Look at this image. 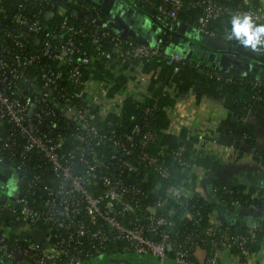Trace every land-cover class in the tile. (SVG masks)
I'll return each mask as SVG.
<instances>
[{
	"label": "built area",
	"instance_id": "2783aa9c",
	"mask_svg": "<svg viewBox=\"0 0 264 264\" xmlns=\"http://www.w3.org/2000/svg\"><path fill=\"white\" fill-rule=\"evenodd\" d=\"M75 2L0 0V158L18 169L23 179L17 195L0 199V217L4 220L14 214L39 235L31 239L20 234L26 242L20 245L16 240L21 238L16 236L15 245L10 246L5 224L0 223V256L20 253L32 264H82L104 255L115 244L123 251L157 258L147 264H167L171 255L176 262L189 264L191 244L173 241L174 222L161 211L166 197L149 199L143 187L150 171L163 177L170 173L160 156L148 150L156 131L147 115L131 131L106 130L97 124L96 118L104 120L107 113H118L122 104L112 108L102 103L94 89L90 99L85 69L96 58L123 62L158 58L175 69L194 63L161 41L146 44L124 36L113 18L99 15L92 22L88 13L81 18L75 11L65 15ZM149 3L158 15L173 19L185 6V0ZM193 4L201 11L196 31L213 37L217 31L209 28L212 20L240 16L243 11V4L231 9L223 0H195ZM244 5L252 20L260 19L262 12L256 5L247 1ZM226 29V37L247 39L237 36L234 28ZM220 79L218 75L217 82ZM257 79L253 99L262 97L264 79ZM151 109L146 106L144 112ZM184 149V143L178 144L174 152L178 159ZM140 162L153 168H140ZM168 190L186 199L194 192L188 184ZM232 204L240 206L239 200ZM186 213L194 215L190 210ZM257 228L255 224L247 234H232L214 223L210 228L216 234L213 253L205 264H221L217 252L232 245L247 256L250 250L245 243Z\"/></svg>",
	"mask_w": 264,
	"mask_h": 264
},
{
	"label": "crops",
	"instance_id": "0c3cea01",
	"mask_svg": "<svg viewBox=\"0 0 264 264\" xmlns=\"http://www.w3.org/2000/svg\"><path fill=\"white\" fill-rule=\"evenodd\" d=\"M122 1L123 7L112 6L109 13L115 21L117 20L116 27L120 28L124 36L146 44H157L162 33L166 32L165 37L169 42L167 49L188 54L193 42L187 35L192 33L195 36V26L180 21L186 25L185 32L178 29L175 31L168 27L163 16L158 15L152 6L150 9V5L142 0ZM245 1L256 5L262 12L259 20H252L254 27L264 25V0ZM237 19L243 22L245 18L238 16L235 20ZM189 27L192 32L187 31ZM172 36H178L179 41L172 39ZM199 39L198 36L197 44L209 50L206 62L209 67L214 68L213 64H222L252 72L254 66H258L257 77L264 74V50H237L229 44L227 48H214L200 44ZM171 42L174 46H170ZM238 53L251 59H243ZM190 59L202 60L196 52L192 53ZM89 78L90 86L98 91L99 100L112 108H118L128 96L145 101L158 88H167L174 102L166 108L169 124L163 129L160 142L161 145L167 146L184 138H194L191 151L194 169L191 177L195 189L213 204L210 221L215 224L233 223L248 229L251 225H264V208L252 209L231 205L221 201L216 193V186L221 182L243 185L245 192L252 190L264 193V107L262 112L256 113L244 105L252 98L249 91L235 87L225 93L221 83L203 80L201 70L194 64L185 63L180 69H175L170 63L158 58L136 61L128 65H122L115 59L96 58L89 68ZM222 120L244 123L253 131L254 141L247 143L243 139L221 132L219 124ZM9 215L4 217V224L10 227L9 230L31 239L39 237L37 230L32 227L30 229L28 225L25 227V223L20 219ZM250 216L253 217L251 225L248 224ZM217 256L221 264H264V238L260 248L250 252L245 258L227 248L219 249ZM153 257L151 254H144L146 260L137 261L136 255L130 253L121 258H127L122 260L124 264H147L154 262ZM195 258L198 261L195 264L206 262V251L203 247L196 248ZM166 261L167 264H182L176 262L172 255L168 256ZM0 264L32 263L22 254L15 253L9 257L0 256Z\"/></svg>",
	"mask_w": 264,
	"mask_h": 264
},
{
	"label": "trees",
	"instance_id": "16d2710c",
	"mask_svg": "<svg viewBox=\"0 0 264 264\" xmlns=\"http://www.w3.org/2000/svg\"><path fill=\"white\" fill-rule=\"evenodd\" d=\"M142 1L145 4L152 6L149 3V0ZM194 1L195 0H185V6L179 13V16L177 18V20L181 22H186L188 23V25H192L193 27L196 26L197 18L201 12L200 8L194 6ZM223 1L231 9L238 8V6L243 4V11H241L237 15H240L244 18L249 17L245 9L246 7L244 5L245 0ZM71 12L76 13L79 18L85 17L82 14L88 13L89 19L92 20V22L98 21L97 18L99 17V15L104 19L113 18L111 17L109 12H106L102 7L94 6L89 0H76L75 4L73 5V9L67 10L65 15L71 16ZM236 17L238 16H235L233 14L229 15L227 19L224 17H220L215 20H212L209 23V28L215 29L217 31V38L222 40H224V38H227L225 40L227 44L233 46V48L237 50L246 48L250 51H263L264 42L257 44L256 49L253 50L251 45H246L244 42L236 40L232 36H225L227 27L234 28L233 21ZM261 40L264 41V35L261 36ZM86 43L87 41H85V44ZM116 61L122 65H128L133 63L130 61ZM191 63L196 64L197 62L192 61ZM196 66L198 69L201 70L202 78L205 81L217 82V76L221 75L219 83H221L222 90L225 93L230 92L235 87L244 88L249 91L251 95H253L256 91V88L253 84L256 80H258L257 78H251L250 76L244 74H236L228 70L215 69L209 67L208 65H204L201 62L199 63V65L196 64ZM210 73H213V76H210ZM85 75L89 76L88 68L85 69ZM229 76L231 78L227 79V77ZM260 93H262L261 99L251 98L250 100L244 103V105H246L248 108L252 109L256 113L262 112V108L264 107V80ZM173 102L174 99L170 96L168 90L163 86L161 88H158L153 93V95L147 98L145 101H139L131 96H128L123 101L122 107L118 113L109 112L106 114L104 120H99L96 118L95 121L97 122V124L101 125V127L105 128L106 130L114 128L119 131H131L135 123L143 122L145 120V116H148L147 118L149 120V126H151L156 131L155 139L148 143V150L151 153L160 156V160L170 169V173L168 176L163 177L156 174L154 171H150L148 180L143 181V187L146 189L147 192H149V199H154L155 197H166V203L163 208H161V211L170 220L174 222L172 226L173 241L177 245L191 244L192 249L189 254V258L191 261L189 264H195L198 262L195 258V250L197 247H203L205 249L207 262L208 258L213 253L211 249L212 238L216 235L213 234V231L210 229L214 225V223L210 221V214L213 209V204L195 189V183L191 177V168H193V159L191 151L193 147L194 138L192 136L189 138H184L174 144H170L167 146L161 145L160 142L163 129L166 128L169 124V117L167 115L166 108L169 105H172ZM146 106L152 107L149 113L144 112V108ZM94 109L96 110L97 107L93 108L92 110L94 111ZM219 130L223 133L229 134L234 138L243 139L247 143H252L254 141L253 131L240 121L222 120L219 124ZM180 143L185 144V149L180 159H178L174 152L178 144ZM106 148H108V146H106ZM121 154H123V152H121ZM182 160L185 161V163H182ZM138 165L140 168H153L151 165L143 164L141 162ZM157 183L160 185V187L158 189H154L152 186ZM182 184H188L189 187L194 189L192 197L186 199L179 195L169 193L168 188L178 187ZM216 193L221 201L231 205H233L232 202L234 200H239L240 205L246 208H264V193L254 192L252 190L245 192L243 185H235L226 182H221L216 186ZM184 201H187V204H184ZM187 210L193 211L194 215L188 216L186 213ZM0 223H5V221L2 220L1 217ZM217 226L221 230L226 228L232 234H247L249 231L248 228L237 226L233 223H222L217 224ZM5 232L9 235L7 241L10 242V246L15 245L14 238L16 236L21 238L18 239V241L16 240V242L20 243V245L26 242L25 238L20 237L22 235L17 234L11 230H7L6 227ZM263 238L264 225H259L257 230L254 232L252 238L250 237L249 240L245 243L246 248H248L250 252L258 250L261 246ZM229 250L237 255H240L242 258L246 257L237 245H232ZM125 253L130 254L135 252L123 251L115 244H111L104 255H107L108 261H111L112 258L115 257H125L122 256ZM104 255L84 260L82 264H102L98 261H101ZM94 259H96V262H92V260Z\"/></svg>",
	"mask_w": 264,
	"mask_h": 264
},
{
	"label": "water",
	"instance_id": "95a60500",
	"mask_svg": "<svg viewBox=\"0 0 264 264\" xmlns=\"http://www.w3.org/2000/svg\"><path fill=\"white\" fill-rule=\"evenodd\" d=\"M115 1L116 0H102V2H101V0H100V2H101L100 5L106 12H110L112 6L115 5ZM118 5L120 7H123V3L122 2L118 3ZM150 9H151V6H150ZM164 19H165V22L168 24V27L172 28L175 31L178 29V31H180V32H183V33L185 32V28L184 27L186 25L182 24L179 20L173 19V18H169V17H164ZM187 31L192 32V29L189 27ZM195 32H196L195 36H193L192 33L187 35L189 38H191L190 41L193 42L191 44V49L189 50L188 54L186 55L188 58H191L192 53L196 52L198 54L199 58L202 59L201 60L202 64L206 65V62H207L208 57H209V50H206L204 47H201L200 45L197 44L196 41L198 39V36L200 37V39H199L200 44H207V45H209L211 47L220 48V49L228 47V44L226 43V41H224L222 39H219L217 37H213V36H210V35H207V34H203V33L197 32V31H195ZM165 36H166V32H163L162 36L160 37L161 38L160 41L164 45L169 46L168 39ZM172 39H175L176 41H179V37L178 36H172ZM170 46H174V44L171 42ZM237 55L240 56L243 59H247V60L251 59V58H249V57H247L245 55L239 54V53ZM252 62L255 63V65H259L255 61H252ZM213 67L217 68V69H220L222 67L224 70H229V71L235 72L237 74H244V75L250 76L251 78L264 79V74L260 75L259 77H257V75H256L258 66H254L252 72L244 70L241 67H237V66H230L229 67L228 65L224 66L222 64H213ZM0 165H1L0 166V179L6 180L7 176L3 175L2 173H3V170L7 166L5 164H1V163H0ZM7 197H8V193L7 192H3V193L0 194V199H5ZM12 201H13V199H11V202ZM9 216L12 217V218L15 217L14 214H10ZM252 219H253V217L250 216V218L248 220V224L249 225H251ZM119 259L120 260H123V259L127 260V258H117V257H115V258H112L111 261H118Z\"/></svg>",
	"mask_w": 264,
	"mask_h": 264
},
{
	"label": "rangeland",
	"instance_id": "374dc122",
	"mask_svg": "<svg viewBox=\"0 0 264 264\" xmlns=\"http://www.w3.org/2000/svg\"><path fill=\"white\" fill-rule=\"evenodd\" d=\"M66 1H70V3H72V0H66ZM74 5V3H73ZM116 25H117V20H116ZM173 49V48H172ZM89 89V95L88 97L90 99H93L94 98V90H93V87L90 86L88 87ZM0 163L1 164H5L6 166H8L9 164L6 162V161H2L1 158H0ZM21 176L22 178V175L21 173L19 172L18 169L14 170L12 172V174L9 176V178L7 179V182L2 184L0 183V191L4 190L6 191L9 195H17L19 193L18 191V186H19V177ZM5 226L7 227V230H9L8 228H10L9 226H7V224H5ZM25 227H27V225L24 224ZM30 228V227H29ZM31 229V228H30ZM136 255V260L137 261H141V259H145L144 258V254L142 253H134ZM123 255H129V253H125ZM108 256L107 255H104L102 260L101 261H98L99 263H102V264H117V262H111V261H108ZM153 261H157V258L153 257L152 258ZM28 260V259H27ZM146 260V259H145ZM92 262H96V259L92 260ZM109 262V263H107Z\"/></svg>",
	"mask_w": 264,
	"mask_h": 264
},
{
	"label": "clouds",
	"instance_id": "9594fccd",
	"mask_svg": "<svg viewBox=\"0 0 264 264\" xmlns=\"http://www.w3.org/2000/svg\"><path fill=\"white\" fill-rule=\"evenodd\" d=\"M233 31L237 36L247 37L244 43L251 45L253 50L256 49L257 44L264 42L261 40V36L264 35V25L254 27L251 17H246L243 22L239 19L235 20Z\"/></svg>",
	"mask_w": 264,
	"mask_h": 264
},
{
	"label": "flooded vegetation",
	"instance_id": "af4514ba",
	"mask_svg": "<svg viewBox=\"0 0 264 264\" xmlns=\"http://www.w3.org/2000/svg\"><path fill=\"white\" fill-rule=\"evenodd\" d=\"M89 1H91L92 3H94V4H97V5H99L101 2H100V0H89ZM122 0H116L115 1V5H113L114 7L115 6H117L118 5V3H120ZM123 2V1H122ZM167 47H169V46H167ZM220 69H223L222 67L220 68ZM224 70V69H223ZM229 71V70H228ZM233 73H235V72H233ZM237 74V73H236ZM8 168H5L4 170H3V175H5V176H7V178H6V180H2V179H0V183H2V184H4V183H6L7 182V179L9 178V176L12 174V172L14 171V170H16V168H14L13 166H10V164L7 166ZM8 170V171H7ZM22 185H23V179L21 178V176L19 177V186H18V191L20 190V188L22 187ZM3 192H6V191H0V194L1 193H3Z\"/></svg>",
	"mask_w": 264,
	"mask_h": 264
}]
</instances>
